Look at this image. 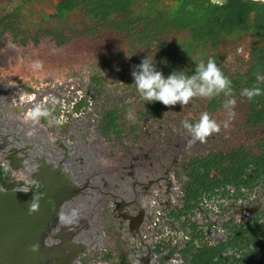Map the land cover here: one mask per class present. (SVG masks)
Returning <instances> with one entry per match:
<instances>
[{"label":"flooded vegetation","instance_id":"1","mask_svg":"<svg viewBox=\"0 0 264 264\" xmlns=\"http://www.w3.org/2000/svg\"><path fill=\"white\" fill-rule=\"evenodd\" d=\"M263 46L264 0H0V146L20 135L30 152L86 151L100 169L86 203L63 212L50 264H264ZM145 55L165 76L211 57L231 91L181 111L144 101L131 71ZM202 112L217 128L193 138L184 122ZM6 146L0 185L39 190L35 161L3 167Z\"/></svg>","mask_w":264,"mask_h":264},{"label":"water","instance_id":"2","mask_svg":"<svg viewBox=\"0 0 264 264\" xmlns=\"http://www.w3.org/2000/svg\"><path fill=\"white\" fill-rule=\"evenodd\" d=\"M18 137L16 141L1 138L6 142L0 149L12 146V161L8 158V166L3 167L11 170L24 160L35 161L29 168L39 174L42 187L7 191L0 185V264H50L52 258L62 257L59 251L63 249L58 244L52 247L50 238L65 245L69 234L64 231L67 219L63 212L85 204L92 188L99 185L98 161L88 152L75 149H59L56 154L48 149L41 155L44 148L40 147V152L33 153L28 142Z\"/></svg>","mask_w":264,"mask_h":264},{"label":"clouds","instance_id":"3","mask_svg":"<svg viewBox=\"0 0 264 264\" xmlns=\"http://www.w3.org/2000/svg\"><path fill=\"white\" fill-rule=\"evenodd\" d=\"M218 2V0H217ZM33 68H39L40 62L35 61ZM136 91L144 101H159L164 105H173L179 102L181 105L188 103L193 96H210L224 90L230 92V81L215 63L209 57L206 62L200 61L195 64L194 71L186 72L184 69H175L166 76L155 67L152 57L144 56L138 65H135L131 71ZM261 77L257 74V80ZM259 88L241 89V95L251 98L254 94H259ZM234 101L229 98L225 105H230ZM37 105L33 109V115L39 113ZM184 126L191 132L193 138L203 139L210 131H215L216 123L209 118L206 112L200 114L199 120L192 124L184 122Z\"/></svg>","mask_w":264,"mask_h":264},{"label":"trees","instance_id":"4","mask_svg":"<svg viewBox=\"0 0 264 264\" xmlns=\"http://www.w3.org/2000/svg\"><path fill=\"white\" fill-rule=\"evenodd\" d=\"M65 4H70V5H78L80 4L81 6L84 5H89L96 10L99 8H108L114 9V10H121V8H130V5H132L134 0H63ZM216 26L213 23H209V27L213 28ZM226 28H233L232 25L226 24ZM258 30L260 29L259 27L257 28ZM261 31V30H260ZM259 35L261 34L258 32ZM200 44V43H199ZM211 46H216L217 43H214V41L210 42ZM202 45V44H200ZM262 51H264V46L262 47ZM115 123V121H114ZM116 127L119 126V124L115 123L114 124ZM4 188L8 191L11 190V187L4 186Z\"/></svg>","mask_w":264,"mask_h":264},{"label":"rangeland","instance_id":"5","mask_svg":"<svg viewBox=\"0 0 264 264\" xmlns=\"http://www.w3.org/2000/svg\"><path fill=\"white\" fill-rule=\"evenodd\" d=\"M140 60V59H139ZM190 100V99H189ZM193 104V103H192ZM189 105H191L190 103H189V101H188V103H186V104H182V106H180V109L178 110V111H181L182 109H184V108H189L190 109V106ZM202 105V102H197V104H196V106L197 107H199V106H201ZM184 106V107H183ZM173 111L175 112V108H173ZM178 111H176V112H178ZM175 112V113H176ZM195 113V112H194ZM200 117V116H199ZM199 120V119H198Z\"/></svg>","mask_w":264,"mask_h":264}]
</instances>
